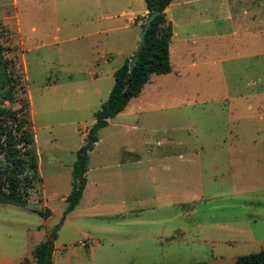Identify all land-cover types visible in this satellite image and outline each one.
<instances>
[{
	"label": "rangeland",
	"instance_id": "rangeland-1",
	"mask_svg": "<svg viewBox=\"0 0 264 264\" xmlns=\"http://www.w3.org/2000/svg\"><path fill=\"white\" fill-rule=\"evenodd\" d=\"M146 15L144 0H0L17 79L0 147L6 125L16 139L32 128L41 177L21 184L26 206L0 203V264H33L59 223L54 264H234L264 250V0L170 3L172 70L98 130L64 215L77 152Z\"/></svg>",
	"mask_w": 264,
	"mask_h": 264
},
{
	"label": "trees",
	"instance_id": "trees-1",
	"mask_svg": "<svg viewBox=\"0 0 264 264\" xmlns=\"http://www.w3.org/2000/svg\"><path fill=\"white\" fill-rule=\"evenodd\" d=\"M147 11H159V14L151 21V25L145 34V43L142 49H137L133 54L136 62L131 75L129 74V60L126 59L122 65L114 71V83L107 99L101 104L99 110L94 113L95 122L90 127L87 138L98 140L97 132L108 125V120L124 111L132 98L141 93L143 86L149 81L151 74H167L172 67L169 56V43L172 37V25L167 20L166 8L173 0H144ZM144 20L146 17H142ZM144 28V22L141 24ZM5 47L2 43V32L0 31V104L3 100L8 102L16 101L15 82L17 79L8 71L9 60L5 58ZM32 127V126H31ZM30 128V127H29ZM27 130V129H26ZM5 138L0 147V154L4 157L7 166L0 167V203L26 206L28 203L27 193L21 188L23 181L33 185L41 181L38 173V157L35 147V138L32 128L22 132L18 139L12 131V127L6 125L4 129ZM264 148V143H263ZM74 163L73 182L70 192L65 196L66 208L64 215L71 212L79 203L85 178L78 183L80 175L79 164L81 159L80 150ZM84 157L83 172H85ZM30 171V175L28 174ZM27 180V181H26ZM35 181V182H34ZM49 208L44 216L50 215ZM48 238L36 244L31 250L33 264H54L53 245ZM20 264H31L27 257H24ZM176 264H208L204 261ZM234 264H264V250L239 255L235 258Z\"/></svg>",
	"mask_w": 264,
	"mask_h": 264
},
{
	"label": "water",
	"instance_id": "water-1",
	"mask_svg": "<svg viewBox=\"0 0 264 264\" xmlns=\"http://www.w3.org/2000/svg\"><path fill=\"white\" fill-rule=\"evenodd\" d=\"M159 14V11H152L149 12L147 11V15L146 18L144 20V28L141 30L140 35H139V45L138 48L142 49L144 43H145V34L147 32V29L149 28V26L151 25V21ZM136 57L132 56L131 59L129 60V75L132 74L133 69H134V65L136 62ZM95 143V141L91 138H88L86 145L81 149L80 154H81V159H80V164H79V170H80V175L78 176V183L81 182L82 178H83V164H84V157L87 153V151L92 147V145ZM64 217L62 218L61 222H63ZM61 223H59L56 228L54 229V231L51 234V241L50 244H52V241L55 237L56 232L58 231V229L60 228Z\"/></svg>",
	"mask_w": 264,
	"mask_h": 264
},
{
	"label": "crops",
	"instance_id": "crops-1",
	"mask_svg": "<svg viewBox=\"0 0 264 264\" xmlns=\"http://www.w3.org/2000/svg\"><path fill=\"white\" fill-rule=\"evenodd\" d=\"M166 9H167V8H166ZM165 11H166V10H165ZM140 15H141V14H140ZM140 15H139V16H140ZM131 16H135V14L132 13ZM132 99H133V98H132ZM128 104H129V103H128ZM164 167L167 168L166 166H164ZM68 193H69V192H68ZM68 193H67V194H68ZM77 206H78V205H77ZM77 206H76V207H77ZM76 207H75V208H76ZM75 208H74V209H75ZM50 211H51V209H50ZM51 214H52V211H51L50 215H48V216L46 217V219H50V218L52 217ZM34 246H35V245H34ZM34 246H33V247H34ZM33 247L31 248V250L33 249ZM31 250H30V253H31ZM26 255H27V254H26ZM26 255H25V256H26ZM25 256H24V257H25ZM53 263H54V250H53Z\"/></svg>",
	"mask_w": 264,
	"mask_h": 264
},
{
	"label": "built area",
	"instance_id": "built-area-1",
	"mask_svg": "<svg viewBox=\"0 0 264 264\" xmlns=\"http://www.w3.org/2000/svg\"><path fill=\"white\" fill-rule=\"evenodd\" d=\"M80 243H82V242H80Z\"/></svg>",
	"mask_w": 264,
	"mask_h": 264
}]
</instances>
